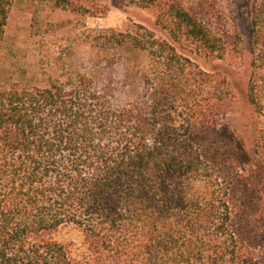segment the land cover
<instances>
[{
    "label": "trees",
    "instance_id": "16d2710c",
    "mask_svg": "<svg viewBox=\"0 0 264 264\" xmlns=\"http://www.w3.org/2000/svg\"><path fill=\"white\" fill-rule=\"evenodd\" d=\"M137 2L165 36L106 31L88 69L60 54L40 83L0 79V264H264V0L241 101L176 46L242 57L237 31L183 0Z\"/></svg>",
    "mask_w": 264,
    "mask_h": 264
},
{
    "label": "rangeland",
    "instance_id": "374dc122",
    "mask_svg": "<svg viewBox=\"0 0 264 264\" xmlns=\"http://www.w3.org/2000/svg\"><path fill=\"white\" fill-rule=\"evenodd\" d=\"M13 0L3 37L0 39V79L24 76L26 80L40 83L53 71H42L40 62H52L60 54L70 59L76 67L88 69L92 56H105L102 39L106 31H128L136 24L153 29L158 35L165 32L155 24L152 9L138 5V0ZM187 8L195 10L203 6L227 23L231 32L241 37L243 56L227 54L223 58H211L202 54L189 55L202 69L218 72L230 82L238 99L243 100L249 60L250 0H183ZM112 57V56H110ZM104 73L119 72L103 69ZM239 107L235 127L242 129L243 111ZM63 242L80 243V234L72 226H64L56 233Z\"/></svg>",
    "mask_w": 264,
    "mask_h": 264
}]
</instances>
